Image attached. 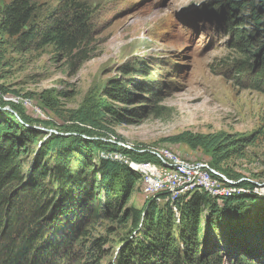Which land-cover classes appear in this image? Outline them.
<instances>
[{"label": "trees", "instance_id": "16d2710c", "mask_svg": "<svg viewBox=\"0 0 264 264\" xmlns=\"http://www.w3.org/2000/svg\"><path fill=\"white\" fill-rule=\"evenodd\" d=\"M213 7L229 34L227 46L239 52L227 64L231 78L242 88L264 93V7L256 9L241 0L215 1ZM241 7H246L252 26L248 32L242 27L243 18L236 15ZM38 9L34 0H9L1 5L0 38H6L0 42L18 52L50 45L69 74L98 55L95 8L88 2L60 0L36 20ZM133 71V67H121L123 75ZM135 72L147 74L141 65ZM129 84L124 78H113L102 94L121 104L137 99L146 103L144 107L115 110L86 98L68 110L49 134L33 126L38 122L50 127L51 121L39 122L17 101L2 95L15 91H0V264H72L76 259L80 264H100L108 235L91 236L101 220L130 226L110 264H264V213L257 209L254 218L243 210L247 200L264 206V196L253 192L255 184L247 180L235 184L236 191L230 195L214 197L195 190L166 200L162 193V203L148 198L140 209L126 207L141 176L130 163L160 161L147 150L120 146L117 142H124L120 137L111 141L115 132L102 118L109 113L115 123H131L160 115L162 108L157 105L161 98L152 89L131 84L149 93L136 96ZM165 140L210 150L209 167L228 179L240 178L218 164L249 142L247 138L183 131ZM100 151L120 153L123 160L93 161Z\"/></svg>", "mask_w": 264, "mask_h": 264}, {"label": "rangeland", "instance_id": "374dc122", "mask_svg": "<svg viewBox=\"0 0 264 264\" xmlns=\"http://www.w3.org/2000/svg\"><path fill=\"white\" fill-rule=\"evenodd\" d=\"M8 1L0 0V6ZM34 1L39 7L35 18L39 20L60 0ZM84 1L95 8L98 55L84 62L75 74H69L64 61L50 45L18 52L0 42V91H15L2 94L5 99L17 101L27 115L39 122L51 121L53 126H41L38 122L37 126L54 131L67 111L77 108L86 98L115 110L144 107L146 103L137 99L133 104H121L111 102L102 94L111 79L124 78L137 87L152 89L161 98L157 105L162 108L160 115L154 113L131 123H115L109 113L105 114L102 121L115 132V136L110 135L111 141L120 137L124 141L117 142L120 146L140 150L166 147L184 159L202 161L209 167L210 150L192 149L185 143H171L165 138L183 131L223 133L235 140L247 138L249 142H243L218 166L227 173L239 175L236 178L254 183L253 192L264 196V93L242 88L230 76L227 64L239 57V52L227 46L229 34L216 17V7L210 8L213 2L221 0ZM241 1L256 9L264 7V0ZM236 15L243 18V29L250 31L246 7L237 10ZM260 20L263 21L262 16ZM123 65L135 71L141 65L147 74L133 71L123 75ZM131 84L128 87L136 96H149ZM93 159L96 162L97 155ZM29 162L30 157L25 160V168ZM223 187L227 190L222 194L232 193V187ZM143 189L140 176L126 207H142L149 197L146 193L145 198ZM243 208L254 218H257V209L264 213L263 205L249 200ZM173 212L178 215L177 211ZM246 221L252 223L250 219ZM108 228L112 230L107 234ZM129 228L108 220H101L93 228L91 237L108 235L100 264H110L118 242ZM72 264L80 263L76 259Z\"/></svg>", "mask_w": 264, "mask_h": 264}, {"label": "bare ground", "instance_id": "6f19581e", "mask_svg": "<svg viewBox=\"0 0 264 264\" xmlns=\"http://www.w3.org/2000/svg\"><path fill=\"white\" fill-rule=\"evenodd\" d=\"M143 150H147L153 153L158 159L160 156L161 158H165L166 160H170L175 163L172 164L171 162H163L162 160H159L160 161L159 164H136L131 162L130 166L132 165L131 167L133 169L140 171L141 180L144 183V188L149 187L152 181L151 169H154L160 171L161 173L172 175V177L175 178H182V177L186 178L189 182V183L180 184L175 188H171V194H166L167 197V198L165 197L166 200H172L181 194H186V195L190 194L194 190L207 192V188H205L203 184L210 183V174L208 172L213 173V170L210 167H208L207 163L205 164L202 161H192V160L184 159L166 147H153L149 149H142L140 151ZM97 158H109L120 161L123 160L121 159L122 156L120 153L105 152V151H100L97 154ZM192 167L203 168L204 170H206V172H201L199 178L197 176L196 170ZM213 174L218 176L215 170ZM219 177H221V175H219ZM211 181L216 182V180L212 177V174H211ZM224 190L227 189H225V187L223 186L222 187L217 186V188L210 189V195L214 197H218V195L223 196L225 195L222 194ZM235 190L236 189H234V191ZM230 192H232V190ZM147 193L149 194L148 198L150 199L155 198L158 203L161 201V198L157 197L154 192H147Z\"/></svg>", "mask_w": 264, "mask_h": 264}, {"label": "built area", "instance_id": "2783aa9c", "mask_svg": "<svg viewBox=\"0 0 264 264\" xmlns=\"http://www.w3.org/2000/svg\"><path fill=\"white\" fill-rule=\"evenodd\" d=\"M159 160H162L163 162H171L172 164H175L173 161L166 160L165 158H161L160 156H159ZM192 168H194L196 170L197 176L199 178H200L201 172H206V170H204L203 168H197V167H192ZM151 172H152V181H151L149 187H145L142 190V193L144 194L145 198H146L147 192H154L157 197L161 198L160 194H162V193H164L165 195L171 194V188H175L180 184L189 183L188 180L186 178H183V177L182 178H175V177H172V175H169L166 173H161L160 171H157L154 169H151ZM208 173L210 174V183L209 184H203V186L205 188H207V193L209 195H210V189L217 188V186L232 187V193L234 192L235 188L232 185L228 184L223 179L221 180V182H212L211 181V174H213V173L212 172H208ZM228 195H230V194H228ZM163 199L164 198H161V201Z\"/></svg>", "mask_w": 264, "mask_h": 264}, {"label": "water", "instance_id": "95a60500", "mask_svg": "<svg viewBox=\"0 0 264 264\" xmlns=\"http://www.w3.org/2000/svg\"><path fill=\"white\" fill-rule=\"evenodd\" d=\"M4 109H7V110H9V111H11L17 118H19L18 117V115L12 110V109H10L8 106H5L4 107ZM20 120V119H19ZM33 127H35V128H37V129H40V130H42L44 133H47V134H49L50 132H55V131H52L51 129H48V128H43V127H38V126H33ZM117 144H119V145H121L120 143H117ZM216 174H218V175H221L223 178H224V180L228 183V184H230V185H232V186H234L235 184H237L238 182H240V181H242V180H245L244 178H242V177H240V178H238L237 180H232V179H227L225 176H223L222 174H220V173H217L216 172ZM252 183V182H251ZM254 184V183H253ZM219 200V202L221 201L220 199H218ZM221 203V202H220ZM219 203V204H220Z\"/></svg>", "mask_w": 264, "mask_h": 264}]
</instances>
